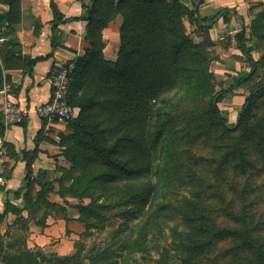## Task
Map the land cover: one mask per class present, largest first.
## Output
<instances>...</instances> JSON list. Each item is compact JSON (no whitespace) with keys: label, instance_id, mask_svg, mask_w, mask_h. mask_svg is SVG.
Returning a JSON list of instances; mask_svg holds the SVG:
<instances>
[{"label":"trees","instance_id":"trees-1","mask_svg":"<svg viewBox=\"0 0 264 264\" xmlns=\"http://www.w3.org/2000/svg\"><path fill=\"white\" fill-rule=\"evenodd\" d=\"M0 2L9 5L5 12L0 13V28L7 27V33L13 28L21 12L20 0ZM85 7L88 14L84 20L88 22L90 47L70 72V102L80 108V113L68 120L72 126L67 133L62 134L60 141V154L68 165L60 167L62 174L55 179L41 181L40 172L35 176L32 167L36 151H26L25 185L15 191L22 198L23 207L6 200L0 213V223L10 211L17 216L25 210L35 213L40 200L47 196L44 193L53 188L55 181L73 180L71 186L61 191L65 195L70 191L80 194L91 188L98 189V183L104 178L107 184L130 179L136 186L130 197L116 193V198L112 201L100 202L93 199L89 204H80L79 220L85 221L84 216L87 214L98 219L104 217L105 220L107 209L120 208L129 201L137 202L139 206L133 217L142 220L140 240L129 251L132 260L137 261L133 255L135 246L141 251L145 250L151 233L149 228L166 222L170 219V212L174 210L175 204L167 198L158 203L157 209L153 207L161 189V178L171 174L180 175L187 168L192 149L186 143H194V140L203 135L200 130L206 122L209 127L215 122L224 125L227 132L240 129L241 137L248 138L246 141L254 139V101L258 95H264V85L254 89L246 97L236 123L227 126L223 123L226 121L217 100L222 93L234 92L239 82L218 91L209 105L196 107L186 114L178 104L183 102L186 105L196 93L213 92L216 80L207 68L208 51L203 45L193 41L183 19L185 16L190 21L197 19L204 28L202 23L205 19L200 16L198 8L191 9L181 0H91V5ZM51 8L54 15L50 22L52 47L55 49L59 27L81 18L66 16L53 1ZM223 11L224 9L219 10L212 22L206 25L208 29L217 25V18ZM118 14L123 18L121 47L117 60L111 61L103 54L102 29ZM235 14L239 19H244L236 10ZM237 36L242 52L254 63L252 46L247 44L245 30L240 31ZM51 56L53 51L27 59L26 70L32 71L38 61ZM182 120L186 124L180 129ZM170 142H173L174 150L169 153L165 147L163 149V144L169 146ZM238 151L239 147L227 154ZM100 162L107 171L94 175L91 169ZM77 170L79 173H76ZM36 185L47 189L35 193ZM54 205L53 208H61L65 219L70 220L65 207ZM183 208L179 214L185 213ZM185 214L180 218L191 223L193 229L192 232L183 233L189 239L187 245L181 242L177 248L181 250L184 246V250L192 254L189 258L192 264H205L201 261L210 258L208 250L215 244L214 236L223 235L221 240L235 236V232L229 229L212 231L200 215ZM178 216L180 215H174V218ZM181 233L182 231L179 232L180 235ZM114 236L113 241L118 240V237L122 238L121 231L114 233ZM2 237L0 233V247ZM116 252L112 247L98 251L91 262L121 264L116 259ZM37 253L36 255L33 249L4 255L0 252V264H42L44 260L53 264H60L64 260L69 263L74 260L82 262L80 252L51 258L45 257L41 251ZM261 253L258 251L257 256ZM119 254L116 253L117 256ZM38 255L43 262L37 261ZM124 262L128 263L129 260L124 258Z\"/></svg>","mask_w":264,"mask_h":264},{"label":"rangeland","instance_id":"rangeland-1","mask_svg":"<svg viewBox=\"0 0 264 264\" xmlns=\"http://www.w3.org/2000/svg\"><path fill=\"white\" fill-rule=\"evenodd\" d=\"M51 1L59 6L56 0ZM78 1L82 8L77 16L83 21L82 28L77 24L79 28H75L70 41L62 45L64 48L59 43L56 45L55 49L64 51L62 59L58 60L57 69L61 65L73 69L76 61L90 47L88 22L84 17L88 14L85 5H91V0ZM181 1L191 9L198 8L200 16L205 19L203 28L197 19L190 21L187 16L183 18L193 41L203 45L208 51L207 68L216 80L213 92L196 93L186 105L181 102L178 107L188 114L196 107L209 105L221 89L239 82L234 92L222 93L217 100L226 121L223 123L226 126L236 123L246 97L254 89L264 85V0H244L239 13L243 20L228 5L229 2L212 8L208 0H193L190 4ZM221 9L224 11L218 16L217 25L208 29L206 25L212 22ZM229 17L231 18L228 19ZM122 22V15L118 14L102 29L103 54L111 61L117 60L119 56ZM242 30H245L247 44L252 46L254 63L240 48L237 34ZM254 102V139L246 141L248 138L241 137L240 129L227 132L224 125L214 121L216 124L210 127L207 122L202 126L200 131L203 135L194 140V143H186L192 149L187 168L180 175L171 174L161 178V189L153 207L157 209L158 203L167 198L175 204L174 210L170 212V219L166 222L149 228L151 233L145 250L141 251L135 246L133 255L137 261H133L129 253L136 241L140 240L139 228L142 220L133 217L139 206L137 202L129 201L120 208L107 209L105 220L104 217L98 219L91 214L84 216L85 221L79 220L80 204H89L93 199L100 202L112 201L116 198V193L130 197L136 190L133 180L130 179L107 184L104 178L98 183V189L91 188L80 194L70 191L65 195L61 191L71 186L73 180L55 181L53 188L44 193L47 196L40 200L35 213L25 210L21 215L13 217L11 224L7 222L8 225L1 227L0 233L3 237L0 252L4 255L33 249L37 255L42 248L45 253L41 252L47 258L80 252L82 262L74 260L69 263L64 260L60 264H93L91 258L98 251L112 247L116 253H120V256L116 253L115 256L121 264H192L189 259L192 254H188L184 246L181 250L177 248L178 243L187 245L189 242L187 235L183 233L192 232L193 225L180 218L188 213L200 215L212 231L229 229L235 232V236L229 239L221 240L223 235L214 236L215 244L208 250L210 258L202 260V263L264 264V95H258ZM77 108L76 117L80 113V108ZM60 122L63 125L61 127L70 130L72 125L68 121ZM185 124L182 120L180 129ZM164 147L168 152L174 150L173 142L169 146L163 144V149ZM238 147V152L227 154ZM96 164L91 169L94 175L107 171L102 162ZM67 165L66 162L65 166ZM60 167L49 178L41 177V181L60 176ZM44 189L47 188L36 185L35 193ZM53 204L65 207L70 220L65 219L61 208H53ZM182 207L185 213L179 214ZM174 215L180 216L174 218ZM7 217L2 221L3 224ZM117 231H121L122 238L118 237V240L113 241ZM258 251L262 252L259 256ZM36 258L38 262H43L39 255ZM124 258L129 262H124ZM44 261V264H53Z\"/></svg>","mask_w":264,"mask_h":264},{"label":"crops","instance_id":"crops-1","mask_svg":"<svg viewBox=\"0 0 264 264\" xmlns=\"http://www.w3.org/2000/svg\"><path fill=\"white\" fill-rule=\"evenodd\" d=\"M66 16H77L81 13V2L78 0H56ZM193 0H184L190 4ZM210 7H220L227 4L240 13L244 0H208ZM9 5L0 2V13L5 12ZM21 12L13 28L7 31L8 42L0 50V135L3 134V105L1 93L4 81L10 83L14 99L22 106H34L46 102L51 96L50 76L57 68L58 60L62 59L64 51L52 47L53 11L51 0H20ZM242 15V14H241ZM243 23V22H242ZM77 24L82 28L83 21H68L62 24L56 32L57 43L64 48L70 41ZM238 24L240 21L238 20ZM7 27H3L6 30ZM53 51V56L40 60L32 71L26 70L27 59L45 55ZM59 120L49 122L36 115H31L24 123L12 125L6 141V154L0 157V176L5 179L0 183V213L4 202L11 200L23 207L22 198L15 193L25 185L24 153L36 151L32 167L34 175L41 172L40 177L49 178L56 169L66 165L65 158L60 155V141L63 133L68 130ZM3 129V130H2ZM55 171V172H54ZM58 173V171H57ZM8 216V217H7ZM8 218L1 227L12 223L15 213L10 211ZM8 222V223H7ZM5 231V229H3Z\"/></svg>","mask_w":264,"mask_h":264},{"label":"built area","instance_id":"built-area-1","mask_svg":"<svg viewBox=\"0 0 264 264\" xmlns=\"http://www.w3.org/2000/svg\"><path fill=\"white\" fill-rule=\"evenodd\" d=\"M9 36L0 28V50ZM72 68L67 65H61L50 76L51 96L44 102L34 106H22L12 95V87L10 83L4 81V87L1 93L4 97L3 120L4 132L0 135V157L6 154V141L9 129L12 125L21 124L31 115H36L43 120L53 122L68 121L74 118L78 108L70 102L71 77ZM5 179L0 176V183H4Z\"/></svg>","mask_w":264,"mask_h":264},{"label":"water","instance_id":"water-1","mask_svg":"<svg viewBox=\"0 0 264 264\" xmlns=\"http://www.w3.org/2000/svg\"><path fill=\"white\" fill-rule=\"evenodd\" d=\"M41 251L43 252V253H45V251L41 248Z\"/></svg>","mask_w":264,"mask_h":264}]
</instances>
